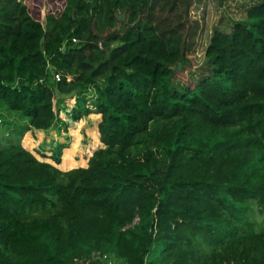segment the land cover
<instances>
[{"label":"trees","instance_id":"obj_1","mask_svg":"<svg viewBox=\"0 0 264 264\" xmlns=\"http://www.w3.org/2000/svg\"><path fill=\"white\" fill-rule=\"evenodd\" d=\"M190 1L64 0L42 23L0 0V109L27 120L0 146V264H264V0L212 31L192 85ZM94 115L85 166L62 170L74 131L43 160L21 143Z\"/></svg>","mask_w":264,"mask_h":264},{"label":"rangeland","instance_id":"obj_2","mask_svg":"<svg viewBox=\"0 0 264 264\" xmlns=\"http://www.w3.org/2000/svg\"><path fill=\"white\" fill-rule=\"evenodd\" d=\"M27 5L29 13L37 20L44 23V17L46 13L58 14L63 6L64 0H23ZM260 0H191L189 4V16L190 21H197L200 25V32L197 38V46L194 51L189 55V64H184L179 66L176 69L174 81L180 84H194L200 76L209 72V65L206 62L205 58V49L209 42L211 33L214 29H220L223 31H229L233 21L244 20L246 18V8L252 3L258 2ZM186 0H176V5L185 6ZM70 79V76L67 77ZM95 96V95H94ZM87 97H93V92L88 91ZM63 108L59 110V114L62 113V117L65 118V112L67 108H70L73 104L72 98L64 99ZM90 107L92 105L88 104ZM0 146L7 145L15 140V133L13 128L19 129L20 127L27 124L26 118L21 117L19 114L14 112H6L3 109H0ZM98 115L90 116L87 120H84L81 125L78 123H73L68 127L67 133V143H71L74 135L72 131L76 132L77 138H75L74 143L78 146L73 152V159H77V165L69 166L68 169L75 168L78 166H85L87 158L90 157L92 152L97 147H102L98 140L97 135V122L96 119ZM92 120L94 122H92ZM91 122V123H90ZM61 125V129L59 126ZM57 127L58 131L55 130ZM48 130V133L43 136V140L38 144H44V146L49 147V143L54 140L64 141V136L62 134L63 125L58 122V124ZM50 136L53 137L51 140ZM54 136L57 137L54 138ZM29 138V143L26 144V148L30 149V146L33 154L43 160L41 157H38L35 153L37 144L35 143L36 137L32 134L28 136L27 134L22 137L21 143L25 138ZM41 140V139H39ZM55 143V142H54ZM35 144V145H34ZM56 145V144H55ZM92 145V147H91ZM25 146V145H24ZM67 150V149H65ZM90 151V152H89ZM64 152V151H63ZM48 161V159L46 160ZM254 219L261 221V215L255 211ZM111 262L113 261V256L109 255ZM111 264H121L117 260Z\"/></svg>","mask_w":264,"mask_h":264},{"label":"crops","instance_id":"obj_3","mask_svg":"<svg viewBox=\"0 0 264 264\" xmlns=\"http://www.w3.org/2000/svg\"><path fill=\"white\" fill-rule=\"evenodd\" d=\"M59 117H60L62 120H66V118H63V117H62V113L59 114ZM47 133H48V131H47V132H44V131L30 130V131H28L26 134H27L28 136H31V134H32L34 137H36L35 143L38 145V143H39L40 141L43 140V139H42L43 136H45ZM65 133H67V131H64V129H63L62 134H63L64 137H65ZM48 134H50V132H49ZM50 135H51V134H50ZM50 138H51V140L53 139L52 136H50ZM54 138L57 139L56 136H54ZM39 139H41V140H39ZM24 141H25L26 143H29V142H30L28 137L25 138ZM59 141H60V140H59ZM63 142H65V138H64V141H63ZM34 145H35V144H34ZM67 169H68V168H66V169H62V170H67Z\"/></svg>","mask_w":264,"mask_h":264},{"label":"built area","instance_id":"obj_4","mask_svg":"<svg viewBox=\"0 0 264 264\" xmlns=\"http://www.w3.org/2000/svg\"><path fill=\"white\" fill-rule=\"evenodd\" d=\"M59 77H60V75H59L58 73H55V74H54V79H55L56 81L59 80ZM98 258H99L100 260H101V259L107 260L109 264L111 263V260H110V258H108L107 255H103V256L100 255V257H99V255H98ZM87 263H88V260L85 261L84 263H83L82 261H78V262H77V264H87Z\"/></svg>","mask_w":264,"mask_h":264}]
</instances>
